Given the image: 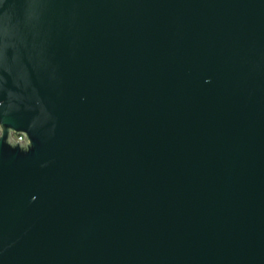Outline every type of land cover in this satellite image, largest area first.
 Listing matches in <instances>:
<instances>
[{
    "label": "water",
    "instance_id": "obj_1",
    "mask_svg": "<svg viewBox=\"0 0 264 264\" xmlns=\"http://www.w3.org/2000/svg\"><path fill=\"white\" fill-rule=\"evenodd\" d=\"M0 264H264V0H0Z\"/></svg>",
    "mask_w": 264,
    "mask_h": 264
},
{
    "label": "built area",
    "instance_id": "obj_2",
    "mask_svg": "<svg viewBox=\"0 0 264 264\" xmlns=\"http://www.w3.org/2000/svg\"><path fill=\"white\" fill-rule=\"evenodd\" d=\"M18 141H23L24 139L22 137H15Z\"/></svg>",
    "mask_w": 264,
    "mask_h": 264
}]
</instances>
